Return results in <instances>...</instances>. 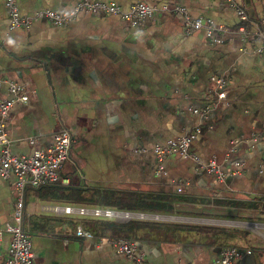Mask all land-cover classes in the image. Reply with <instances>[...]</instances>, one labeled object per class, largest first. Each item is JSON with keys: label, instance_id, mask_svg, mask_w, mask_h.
<instances>
[{"label": "crops", "instance_id": "0c3cea01", "mask_svg": "<svg viewBox=\"0 0 264 264\" xmlns=\"http://www.w3.org/2000/svg\"><path fill=\"white\" fill-rule=\"evenodd\" d=\"M78 1L17 5L25 15L67 11ZM102 1L124 10L136 2L180 5L231 33L210 44L203 30L185 33L172 9L136 27L116 16L80 12L65 26L42 20L10 30L0 0V95H6L5 80H30L36 91L11 109V150L45 147L61 125L76 140L60 171L65 182L25 190L23 223L33 264H138L115 252V238L135 242L147 264H213L228 246L251 252L234 264H264V57L256 51L260 41L253 29L264 18V0H237L250 19L244 41L233 34L241 21L224 0ZM212 75L226 79V99L218 104L207 98ZM190 108L206 113L198 116ZM196 126L201 133L190 150L200 164L173 154L164 162L165 174H157L153 147ZM211 158L227 173L222 182L200 166ZM180 179L188 181L181 192L174 183ZM13 185L14 178L0 177V262L10 243L5 230L12 222ZM64 205L147 218L54 211ZM78 222L94 236L76 237Z\"/></svg>", "mask_w": 264, "mask_h": 264}, {"label": "built area", "instance_id": "2783aa9c", "mask_svg": "<svg viewBox=\"0 0 264 264\" xmlns=\"http://www.w3.org/2000/svg\"><path fill=\"white\" fill-rule=\"evenodd\" d=\"M233 9L241 24L233 32L240 40L244 41L249 31L247 22H250L245 8L237 0H224ZM9 14V29H30L35 21L45 20L48 23L61 27L70 23L78 13L85 12L92 15L104 14L116 16L127 22L130 27H136L149 17L172 9L182 17V28L185 33L195 30H203L210 44L224 42L231 33L222 24H217L211 19L193 17L184 6L175 5L173 8L167 6L156 7L143 2H136L126 10L117 3L102 0H80L71 9L63 12L51 9L35 10L31 14L21 15L17 0H5ZM254 34L258 37L260 44L256 51L264 57V18L254 22ZM210 80L214 86L207 98L209 104H218L226 99V79L223 76L212 75ZM3 80L0 79V83ZM7 85L6 95H0V177L8 180L14 178L13 195L14 203L12 210V222L6 226V232L10 234V243L6 250L5 259L0 264H33L34 252L32 249L31 234L25 229L23 223L24 196L26 188H40L58 185L65 182L60 175L63 164L70 159L71 150L76 142L72 132L65 126L52 134L51 142L43 148H35L28 153H14L11 150V139L9 136L10 112L16 103H27L36 93L30 80H5ZM206 109H209L208 107ZM191 112L203 116L206 110L190 108ZM201 133L199 126L194 127L177 138H170L162 144L153 147L152 152L155 159V172L165 174L164 162L173 154H179L199 163L198 158L191 152V144ZM253 140H257L253 138ZM36 138L29 139L31 145L35 144ZM143 151V150H138ZM200 164V163H199ZM239 166V163H235ZM203 170L214 175L218 182L226 178V171L214 158L209 159ZM238 173V171H235ZM177 190L181 192L188 181L177 180ZM54 211L69 216L85 218H108V219H145L147 215L142 212L123 211L109 207L100 206H55ZM72 233L83 239H90L94 235L86 230L78 222ZM116 253L124 255L138 264H147L145 255L135 242L123 238H115L111 241ZM250 250L240 251L235 247L228 246L221 250L213 264H234L243 256L250 254Z\"/></svg>", "mask_w": 264, "mask_h": 264}, {"label": "clouds", "instance_id": "9594fccd", "mask_svg": "<svg viewBox=\"0 0 264 264\" xmlns=\"http://www.w3.org/2000/svg\"><path fill=\"white\" fill-rule=\"evenodd\" d=\"M13 43H14V41H12V40L9 41V44H13Z\"/></svg>", "mask_w": 264, "mask_h": 264}, {"label": "trees", "instance_id": "16d2710c", "mask_svg": "<svg viewBox=\"0 0 264 264\" xmlns=\"http://www.w3.org/2000/svg\"><path fill=\"white\" fill-rule=\"evenodd\" d=\"M245 25H247V24H245Z\"/></svg>", "mask_w": 264, "mask_h": 264}]
</instances>
